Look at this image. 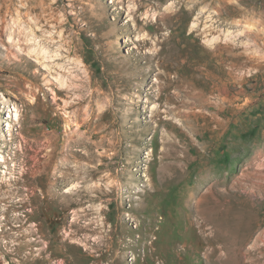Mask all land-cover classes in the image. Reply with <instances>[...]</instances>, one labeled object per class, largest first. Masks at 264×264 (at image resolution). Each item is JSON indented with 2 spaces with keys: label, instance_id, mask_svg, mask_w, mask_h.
<instances>
[{
  "label": "rangeland",
  "instance_id": "obj_1",
  "mask_svg": "<svg viewBox=\"0 0 264 264\" xmlns=\"http://www.w3.org/2000/svg\"><path fill=\"white\" fill-rule=\"evenodd\" d=\"M0 264H264V0H0Z\"/></svg>",
  "mask_w": 264,
  "mask_h": 264
},
{
  "label": "bare ground",
  "instance_id": "obj_2",
  "mask_svg": "<svg viewBox=\"0 0 264 264\" xmlns=\"http://www.w3.org/2000/svg\"><path fill=\"white\" fill-rule=\"evenodd\" d=\"M18 117H19V115H18ZM18 117H17V120H18ZM18 122H19V121H18ZM21 128H22V127H21ZM59 168H60V169H63L64 167H63V166H59ZM57 181H58V183H61V182L63 181V179L58 178ZM7 185H8V184H7Z\"/></svg>",
  "mask_w": 264,
  "mask_h": 264
}]
</instances>
